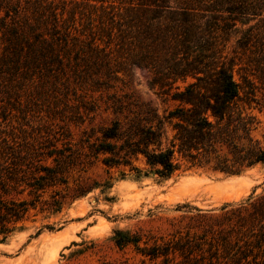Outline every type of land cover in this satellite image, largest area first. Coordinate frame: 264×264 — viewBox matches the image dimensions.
Wrapping results in <instances>:
<instances>
[{
	"label": "trees",
	"instance_id": "trees-1",
	"mask_svg": "<svg viewBox=\"0 0 264 264\" xmlns=\"http://www.w3.org/2000/svg\"><path fill=\"white\" fill-rule=\"evenodd\" d=\"M133 67L145 68L172 106L159 114L149 102L108 95L113 118L85 140L87 156L105 155L106 167L128 166L137 176L133 159L142 157L144 175L161 179L189 168L235 175L264 165V134H252L253 110L264 107V0H0V94L24 115L0 126V241L30 208L57 213L102 186L59 180L70 154L55 146V128L63 129L56 119L91 118L98 104L87 90L113 87ZM40 104L51 122L32 125L27 116ZM49 158L52 166L40 164ZM57 185L66 192L44 198ZM220 217L216 264H264V190Z\"/></svg>",
	"mask_w": 264,
	"mask_h": 264
},
{
	"label": "rangeland",
	"instance_id": "rangeland-1",
	"mask_svg": "<svg viewBox=\"0 0 264 264\" xmlns=\"http://www.w3.org/2000/svg\"><path fill=\"white\" fill-rule=\"evenodd\" d=\"M235 36L231 35L226 50H231ZM235 66L233 77L240 81ZM145 68L133 67L131 77L115 81L113 87L87 90L97 98L98 108L91 118L84 116L77 122L60 121L63 129L55 128L57 149L70 154L63 165L59 180L75 183L97 181L102 184L84 196L65 201L59 212L48 214L30 208L24 220L6 240L0 241V264H216L221 253L218 222L220 214L235 207L251 195L264 190V165L257 164L240 174L227 175L201 168L175 172L161 179L154 172L144 175L149 168L142 157L133 165L142 169L137 176L128 166L108 168L102 157L87 156V142L101 135V127L113 118L105 109L104 99L113 95L123 102H149L159 114L172 106L162 100L156 87L149 83ZM5 94H0V126L6 130L22 121L20 110L9 105ZM27 116L32 125L49 124L52 113L40 104ZM258 124L252 134H264V107L253 110ZM90 116V115H89ZM27 120V119H26ZM46 130V128H44ZM44 129L40 132L46 134ZM41 165H53L51 158ZM122 172L124 174H122ZM103 184L108 187H103ZM59 195L66 192L63 185L49 188ZM30 200L33 195L24 193ZM222 206H226L221 210ZM220 227H225L224 225ZM131 238L132 241L125 242ZM250 246L255 245L251 236ZM220 242V244H219ZM242 243V241L240 242ZM179 246L184 249L179 252ZM218 249H217V248ZM193 248V249H191ZM158 253V256H152Z\"/></svg>",
	"mask_w": 264,
	"mask_h": 264
}]
</instances>
